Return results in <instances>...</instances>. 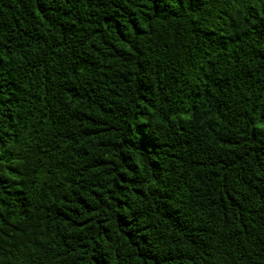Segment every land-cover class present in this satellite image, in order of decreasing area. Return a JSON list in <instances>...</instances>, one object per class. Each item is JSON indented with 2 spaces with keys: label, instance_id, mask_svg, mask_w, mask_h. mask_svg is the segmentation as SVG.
I'll return each mask as SVG.
<instances>
[{
  "label": "trees",
  "instance_id": "trees-1",
  "mask_svg": "<svg viewBox=\"0 0 264 264\" xmlns=\"http://www.w3.org/2000/svg\"><path fill=\"white\" fill-rule=\"evenodd\" d=\"M0 264H264V0H0Z\"/></svg>",
  "mask_w": 264,
  "mask_h": 264
}]
</instances>
